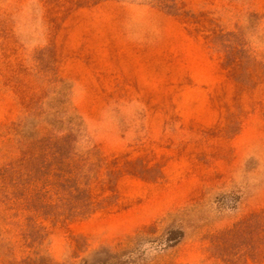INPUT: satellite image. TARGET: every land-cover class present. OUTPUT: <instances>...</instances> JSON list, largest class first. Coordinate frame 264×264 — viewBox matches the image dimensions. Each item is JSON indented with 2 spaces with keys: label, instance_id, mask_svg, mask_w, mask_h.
Segmentation results:
<instances>
[{
  "label": "rangeland",
  "instance_id": "obj_1",
  "mask_svg": "<svg viewBox=\"0 0 264 264\" xmlns=\"http://www.w3.org/2000/svg\"><path fill=\"white\" fill-rule=\"evenodd\" d=\"M262 211L264 0H0V264H264Z\"/></svg>",
  "mask_w": 264,
  "mask_h": 264
},
{
  "label": "trees",
  "instance_id": "obj_2",
  "mask_svg": "<svg viewBox=\"0 0 264 264\" xmlns=\"http://www.w3.org/2000/svg\"><path fill=\"white\" fill-rule=\"evenodd\" d=\"M75 130L76 129H74L73 127H71V129H69V132H68L69 137L72 138L73 135H76L75 134ZM73 132H74V134H73ZM17 134L20 136V138H22L23 142L29 143L31 145L34 143L35 138L25 136L22 131L21 132L20 131H17ZM48 137H50V136H48ZM259 216H260L259 219L261 220V228L264 230V211H262Z\"/></svg>",
  "mask_w": 264,
  "mask_h": 264
}]
</instances>
